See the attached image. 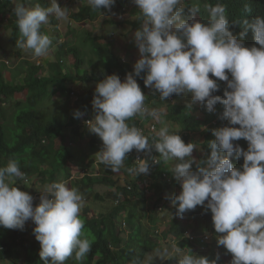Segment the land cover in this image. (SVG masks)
<instances>
[{"label":"clouds","instance_id":"9594fccd","mask_svg":"<svg viewBox=\"0 0 264 264\" xmlns=\"http://www.w3.org/2000/svg\"><path fill=\"white\" fill-rule=\"evenodd\" d=\"M122 1L125 5L120 16L131 2L138 8L137 22L128 24L135 26L134 43L139 59L136 62L126 60L113 53L129 69L125 75L106 74L97 83L90 81L92 70L86 62L78 64L75 60L70 73H63L62 66L57 64L62 76L67 78H63L59 86L51 87L46 99L56 91L61 96L62 90L67 106L69 98L76 99L75 108L66 111L70 120L76 110L73 116L81 120L80 135H74L69 126L65 128L72 136L64 134L73 156L70 159L76 165H71L69 172L59 171L64 173L59 180V172L49 175L48 167L44 168L45 173L29 177L21 171L16 159L0 167V237L6 234L3 227L23 230L25 246L40 244L39 257L44 264L73 263L68 260L70 257L81 264L90 253L93 241L84 233V221L80 216H100L91 214L81 180L86 175L99 176L103 164L113 171V178L119 180L118 186L132 190L130 182L142 181L140 190L144 189V198L140 206L144 213L139 218V227L156 245L143 257L125 255L127 261L123 262L121 258L103 261L96 256L93 264H218L224 251L231 254L232 259L225 257L223 264H264V17L243 20L244 30L234 35L229 28L226 8L221 3L205 4L206 22L198 14L199 5L189 6L194 0ZM61 2L8 0L10 11L0 12V20L10 15L11 20L6 22L16 47L9 40L0 45V53L2 49L12 54L23 50L33 59L42 61L53 49L56 54L49 64H56V59L63 61L61 56L65 53L60 45L69 43L62 38L76 26L68 25L64 34L56 31L58 21L68 19V8L61 7L58 4ZM115 3L116 0H87L79 8L90 6L97 11L96 18L102 8L111 11L115 6V16ZM245 11L249 9L246 7ZM50 28L52 39L46 34ZM249 30L253 33L254 45L244 40ZM53 31L60 35L59 41ZM19 52L16 65L11 66L10 61L0 58V75L7 86L25 87L28 74L38 78L49 75L33 72ZM36 64L42 71V62ZM29 70L32 73H28ZM85 75L89 76L87 80L83 79ZM218 81L226 82L223 96L213 94L220 90ZM71 82L95 83L96 86L79 93L68 86ZM93 91L94 113L85 115L78 110L80 101L83 95ZM17 93L24 94L25 99L28 95L27 90H16L9 100L0 97V111L7 114V104L13 102L14 117L17 110L29 107L25 100L13 101ZM187 97L191 105L196 107L200 103L209 113L216 111L217 104L223 105L219 118L228 124L212 129L215 139L208 142L210 153L201 160L199 156L204 154L201 134H196L193 143H185L181 127L170 115V108ZM196 111L195 117L203 119L201 113L198 115L200 111ZM136 116L141 118V126H130L128 121ZM176 128L178 132L174 131ZM88 131L92 134L89 146L94 148L90 152H96L93 158L97 160L90 159L88 150L82 155L75 145ZM232 158H242L243 164L234 167ZM90 162L93 163L89 165ZM71 169L81 172L82 177L74 179ZM154 172L162 173L171 184L168 190L157 192L153 189L151 175ZM17 179L22 181L20 189L14 186ZM33 180L41 183V191L29 189V182ZM117 204L120 203L115 201L114 205ZM197 206L203 207L205 212L210 210L213 231L196 233L199 223H204V220L196 222L191 216L204 211ZM136 208L135 211L141 210ZM129 214L127 209L119 213L114 229L117 240L110 242L111 250H124L131 245ZM174 222L183 227L179 234L171 228ZM186 222H191L190 228ZM116 228L127 232L125 241L119 239ZM9 236H12L11 230ZM164 241L172 246L171 250L159 245ZM116 244H121V248ZM151 254L155 256L150 257ZM215 255V259H209ZM19 257L21 264L25 257ZM0 264H12L4 246L0 247Z\"/></svg>","mask_w":264,"mask_h":264},{"label":"trees","instance_id":"16d2710c","mask_svg":"<svg viewBox=\"0 0 264 264\" xmlns=\"http://www.w3.org/2000/svg\"><path fill=\"white\" fill-rule=\"evenodd\" d=\"M122 0H116L117 9H115V16H120L121 9L124 8L125 3H122ZM211 3L215 5L216 3H221L226 8V16L229 21V28L234 35H238L244 30L243 20L248 19L252 20L255 17H264V0H194L189 2V6L199 5L200 12L198 13L201 17V20H208V13L205 10V4ZM8 0H0V12L10 11L11 5H8ZM248 8L249 11H245V8ZM97 11L92 10L90 6H82L78 9V12L71 15V18L77 24H84L92 22L95 19ZM109 22V21H105ZM113 25H119L120 23H109ZM84 39L81 41L83 44L91 45V56L88 54V57L85 54L82 55V51L77 45H69L64 43L61 46V51L65 54H70L74 56L78 64L87 63V65L92 70V76L90 81L99 82L103 80L107 75L117 74L125 75L129 66L122 63L121 59L117 58L112 53V37H107L104 34H95V31H81ZM236 33V34H235ZM15 34V33H14ZM105 40L106 47L99 44L100 41ZM244 40L254 45L255 41L253 39V33L249 30L244 37ZM12 41L15 42V38L12 37ZM259 47L258 45H256ZM85 60V62H84ZM27 63V62H26ZM51 72L48 76L44 78H38L35 74H28L26 78L25 87H9L4 83L2 76L0 75V97H5L10 99L14 91H28V95L25 99L26 104L29 105L26 109H19L15 114L13 119L8 123H3L6 118V113L0 111V167L7 165L10 159H16L19 163V167L22 172L26 173L29 177L31 175H41L45 172L44 168L48 167L46 172L49 175H54L59 171H67L71 168L73 164L71 149L69 148V142L65 139L64 128L69 126L72 127L73 134L78 136L79 127L81 120L79 118H74L73 113L71 114L70 120L68 112L65 110V113L61 114L53 113L47 115L37 114L36 110L33 107H36L38 103L42 102L45 97L51 94L50 88L59 86V82L63 81L59 67L57 64H49ZM28 73H32L30 70ZM89 76H83V79H88ZM214 78V77H213ZM121 79V78H120ZM215 79V78H214ZM220 84V90L214 95L223 96V91L226 87V82L218 81ZM94 92H91L89 95H83L81 106L78 108L79 111L83 112L85 115L94 113L92 107V100ZM187 100L177 101L174 106L170 108L171 118L178 122L181 127V138L185 143H193L194 137L196 134L200 133L202 136L201 147L204 151L203 155H200L199 158L204 159L206 153H210L208 148V142L215 139L212 135V129L228 126L226 120L220 119V114L223 112V105L217 104L216 111L209 113L206 111V107L202 104L195 105L190 104L189 97ZM26 105V106H27ZM33 108V109H32ZM1 110V109H0ZM199 110L203 115V119L195 117L192 113L193 111ZM140 117L136 116L132 118L128 123L135 125L136 127L140 123ZM69 120V122H68ZM4 125V126H3ZM7 133L8 136H5L3 133ZM192 135L190 136L189 134ZM151 140H155L156 137H150ZM238 141H236L237 143ZM231 162L234 167H240L243 164V159L237 160L235 158L231 159ZM93 162H90L91 165ZM101 174L97 177H91L86 175L81 180V188L83 194L88 196L90 193H93V197H96L99 200H103L101 193L96 190V187L108 188L106 192V197L110 202L115 204V201H118L120 204H117L111 210L101 212L98 217H87L80 216L84 221V233L93 241L90 253L84 258L81 264H93L95 257H101L103 261L106 260H117L121 258L123 262H126L125 255H137L143 257V255L150 250L154 249L155 242L149 240L144 234L142 228L139 227L140 222L139 218L141 217L144 210L140 206L144 198V189L141 192L140 188L142 187V181L133 180L131 185L127 182L132 190L118 186L117 183L119 180L113 178V171L110 168H107L105 165L101 164ZM195 165L193 164L192 168L195 170ZM88 168V167H87ZM67 174V173H66ZM152 187L157 192L162 190H168L171 187V184L167 183L166 179L162 177V173H152ZM17 186L21 188L22 181L17 179ZM141 210L135 211V208ZM203 209L201 206H197ZM136 208V209H137ZM127 209L129 218L127 221L128 231H129V240L132 242L129 248L123 250H111L110 242L116 241L117 236L114 232L116 227V220L121 212V210ZM204 210V209H203ZM87 210H85V213ZM192 218L196 222H201L204 220V223H199L196 233H201L205 231H213L214 227L211 219V212L205 210L201 214H193ZM175 233L179 234L183 227L180 223L174 222L171 226ZM3 230L6 234H3L0 237V247H6V252L11 256L12 264H20L21 258L19 256H24V261L21 264H44V262L39 257L40 244L34 243L29 246L24 245L23 239V230L19 229H10L12 236H9L10 230L3 227ZM11 238V239H9ZM8 239V240H7ZM17 239H19L17 241ZM213 257V256H212ZM210 257V260L216 258ZM225 257H230L231 254L226 251L223 252L221 258L218 261V264H223ZM68 260H73V263L68 261L64 264H77L73 258Z\"/></svg>","mask_w":264,"mask_h":264},{"label":"rangeland","instance_id":"374dc122","mask_svg":"<svg viewBox=\"0 0 264 264\" xmlns=\"http://www.w3.org/2000/svg\"><path fill=\"white\" fill-rule=\"evenodd\" d=\"M74 2H71V0L65 1V4L67 5L68 11L70 13H76L79 9V4L77 3V0H73ZM81 1V0H80ZM185 6V10L187 11V6L184 3ZM115 6L112 7L111 11H108L107 9H102L100 10V12L103 14H101L100 12H98L97 17L95 19H93L92 22L89 23H84L83 27L81 25H77L75 24V28L72 30H69L68 33H65V36L62 38L64 42H67L69 44H73V45H77L79 46L78 48H80L82 51V55L87 53V57L88 54H90L91 56H95L94 54H91V45L90 44H83L81 41L84 39V36L82 35L81 31H95V34H104L107 35L106 38H108L109 36L112 37V39L114 40L113 42V46H112V53H114L116 56L121 57V58H125L126 60L128 59H132L133 61H137L139 59V52L137 47L135 46L134 43V33H135V26H131L128 23H132V22H137L136 19V15L138 14V8L134 3H129L124 10H122V15L121 16H114V9ZM68 12V13H69ZM185 15H187V12H185ZM112 17V18H111ZM198 19V18H197ZM4 21L0 20V45L3 44L5 45L6 43H8L9 38H8V32L10 30L9 28V23L6 22V20H11L10 19V15H7L4 19ZM105 20H109V22H105ZM117 23L119 22V25H113V24H109V23ZM54 34H56L57 36V41H59V34L56 33V31H53ZM47 35H49V37L52 39V28H50V32L46 33ZM64 34V33H61ZM236 34V33H235ZM237 35V34H236ZM118 38V39H117ZM62 42V41H60ZM105 40L100 41L99 44L103 45L105 44ZM245 45H247V47H251V45H249L248 43L244 42ZM57 48H55L54 50H56ZM53 50V49H52ZM52 50L50 51V54L46 57V60H44V58H42L41 60H36L33 59L32 56L29 53L24 52L23 50L16 51L14 54L10 53L9 50H4L2 49L1 53H0V58L3 59L5 58L6 60L10 61L11 66L12 65H16L18 64V57H17V52L20 53V56L22 55V58H25L26 62H29V64L32 66L31 70L35 73H37L38 75H42L45 76V74L48 75V73H50V68L48 66L49 62H53L54 61V57L53 55L56 54V52H52ZM61 60H57L56 59V64H59L62 66V70L63 73L64 72H72L73 70V65L75 62L74 57L72 56H67L65 54H63L61 56ZM37 61L42 62V66H44L42 68V71L40 70L39 67H37L36 63ZM62 62V63H59ZM85 62V60H84ZM36 64V65H35ZM12 71V70H11ZM21 78V77H20ZM18 80H21V79ZM68 86L73 87L74 89H76L79 93H81L82 91L88 90V89H93L96 84L95 83H79V82H71L68 84ZM14 96H16V99L13 101L14 102H22L25 100V95L24 94H15ZM62 97H64V93L62 90V95L58 96L57 95V91L55 95H52L48 100L45 99L38 103V105L36 107H33L37 114L39 115H43L44 113H47V115L53 114V113H57V114H61V112L65 113V110L67 109V111L69 112L70 110L72 111L75 107V98L72 99H68L69 100V106H67V102H65ZM65 99L67 100V97H65ZM14 103L12 102H8V106H7V116L4 119V123L6 122H10L11 119L13 118V112H14V106H12ZM32 108V109H33ZM54 109V110H53ZM18 111H16L17 113ZM15 113V114H16ZM194 116L197 114V111H193L192 113ZM200 114V112H198V115ZM166 124V123H164ZM82 130V129H81ZM175 132H178L179 129L176 128L174 130ZM63 133L65 134L66 137H71L72 135L70 134L69 129L64 128ZM91 133L90 131L86 132L84 134V137L81 140H76V146L78 149H80L82 151V155L85 154V151L88 150V152L90 153V159H96V157L93 158V155L96 153L91 154L90 150L93 151L94 148H91L89 146V144L91 142ZM100 151V148L97 150ZM76 153V151H74ZM72 172L74 173L73 177L74 179L80 178L82 177V173L81 172H77L74 171V169H71ZM64 173L59 172V174H57V178L58 180L61 179L63 177ZM80 175V176H79ZM59 182V181H58ZM30 188L32 191H41L42 190V185L39 181L33 180L30 181ZM122 183V182H121ZM73 185H75V181H73ZM108 188H100V187H96V190L98 192L101 193V196H103V200H95L93 198V193H90L87 196V204L88 206H90L91 214H100L101 212H105L108 211L110 209H112L114 207L113 203H110V201L108 200V198L106 197V192H107ZM186 226L187 228L191 227V222H186ZM116 233L119 237V239L122 241L126 239L127 236V232L125 231H121L118 228H116ZM123 241V242H124ZM159 245L162 248H168L169 250H171L172 246H169L166 241L164 242H159ZM116 247L121 248V244H116ZM184 252V251H183ZM155 254H151L150 257H154ZM154 260H159V258H154Z\"/></svg>","mask_w":264,"mask_h":264},{"label":"crops","instance_id":"0c3cea01","mask_svg":"<svg viewBox=\"0 0 264 264\" xmlns=\"http://www.w3.org/2000/svg\"><path fill=\"white\" fill-rule=\"evenodd\" d=\"M62 2H61V4L60 3H58L61 7H66L67 8V5L65 4V2H64V0H61ZM65 1H68V0H65ZM78 2V4L81 6L82 4H86L87 3V0H77ZM71 2H74L73 0H71ZM103 9V8H102ZM69 12V11H68ZM73 13V12H72ZM72 13H68V19L67 20H64V21H58V27H56V31L60 34V33H63V32H65L66 30H67V26L68 25H71V28H73L74 27V23L70 20V17H69V15L71 16V14ZM112 18V17H111ZM10 28V27H9ZM8 38H9V40H11L10 39V30H9V32H8ZM12 41V40H11ZM12 43L13 44H15V47H16V43H14V41H12Z\"/></svg>","mask_w":264,"mask_h":264}]
</instances>
